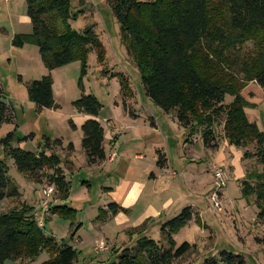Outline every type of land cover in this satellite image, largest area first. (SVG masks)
<instances>
[{
	"label": "trees",
	"instance_id": "1",
	"mask_svg": "<svg viewBox=\"0 0 264 264\" xmlns=\"http://www.w3.org/2000/svg\"><path fill=\"white\" fill-rule=\"evenodd\" d=\"M72 1L84 0H25L31 32L17 34L12 44L21 47L25 41L39 51L46 73L26 83L27 98L37 111L56 108L52 92L51 72L78 61L79 98L72 102L77 112L89 118L80 125V145L88 165H98L106 158L103 127L97 119L102 105L92 94L84 93L82 75L86 56L95 50L100 62L104 47L94 30L86 25L81 31L70 27L81 10H71ZM119 24L120 40L137 68L145 95L164 112H173L185 130L186 142L199 135L205 149H218L221 135L228 145L242 149V159H256L264 168V132L250 121L245 108L250 105L241 95L248 82L264 86V0H106ZM250 46V47H249ZM20 80V77H18ZM120 93L126 96L129 85L118 77ZM2 91L0 89V96ZM232 97L225 102V97ZM11 105L0 99V126L10 120ZM72 128H75L71 123ZM14 130L0 139L2 153L10 157L18 172L41 180L40 172L49 171L60 199L68 194V182L54 151L62 148V139L43 136L44 148L31 152L14 148ZM32 138V133L18 141ZM254 151H248L249 146ZM67 148L71 151L73 144ZM165 157L157 151V165L163 167ZM44 174V173H43ZM240 181L241 194L247 200L254 196L257 218H264V170L245 174ZM19 195L7 176V166L0 158V201ZM34 208L25 203L0 213V264L6 260L30 262L43 252L48 258L40 264H76L77 250L45 232L34 216ZM65 205L49 207L50 214L72 215ZM115 202L100 209L103 219L126 212ZM194 219L200 218L190 206L160 225L161 239L154 241L140 236L129 247L115 253L111 264H177L192 246L177 245L174 235ZM146 222L135 227L138 235ZM202 225V224H201ZM258 240V239H257ZM201 264H246L240 254L221 251L204 259Z\"/></svg>",
	"mask_w": 264,
	"mask_h": 264
},
{
	"label": "rangeland",
	"instance_id": "2",
	"mask_svg": "<svg viewBox=\"0 0 264 264\" xmlns=\"http://www.w3.org/2000/svg\"><path fill=\"white\" fill-rule=\"evenodd\" d=\"M5 1L0 0V6L3 5L0 10L1 26L9 34L13 31L20 35L29 34L31 25L26 15L25 0ZM71 5L72 12L81 10V14L69 21L70 27L79 32L86 25H94L104 47L102 62L95 50L88 53L81 81L84 93L92 94L102 105L97 119L104 130L106 158L101 165H88L80 145L79 126L87 117L72 105V101L81 95L77 85L80 63L74 61L66 68L62 66L54 70L57 107L37 111L28 100L26 87L18 77L20 74H31L34 78L41 76L40 71L35 69L36 65H41L38 48L28 41L24 42L22 49L11 46L10 51L0 54V99L11 105L10 120L0 126V139L14 130L15 138L11 145L31 152L45 149L43 136L51 140L63 139L64 147L62 144V148L55 147L54 151L62 160L68 194L65 199H60L54 190L48 200L50 207L65 205L73 211L66 218L50 213L44 216L38 204L49 186L47 174L50 172H40L39 182L29 178L17 171L13 160L3 155L0 146V158L7 166L8 179L19 192L14 198L0 201V213L23 203L30 205L46 233L77 250L76 264H111L115 253L133 245L138 237L145 236L154 241L161 239V224L158 223L146 222L147 228L145 226L141 235L135 233V222L142 208L141 201H147L144 198L148 195L147 191L143 199L129 209L128 218L103 219V213L99 215L100 209H105L108 203L120 204L126 189L140 176L142 159H136L137 153L148 165L155 151H164L170 164L156 182V188L159 194H165L172 200L168 212L178 209L177 214L187 204H193L200 221L207 226L204 228L202 223H197L203 227L201 231L186 229L187 235H192L195 241L189 243L191 250L177 264H201L204 259L217 256L221 251L240 254L246 264H264V218H257L254 196L250 200L244 198L240 185V181L246 179L245 174L261 172L263 166L254 158L243 160L242 149L235 146L231 148V145L223 144L224 151L211 152L199 139L189 145L185 130L178 124L175 114L164 112L145 95L140 74L120 40L119 24L106 0H84L82 5L72 1ZM17 53L23 56L18 57ZM119 76L126 78L129 85L125 97L120 93ZM241 95L250 103L245 108L248 119L264 132V86L248 82ZM231 100V96L225 97V102ZM71 123L77 128H72ZM30 133L31 139L17 140ZM218 133L223 140L221 126H218ZM68 141L73 144L71 151L66 145ZM221 151L224 158L220 163H211L213 157L221 155ZM248 151H254V147L249 146ZM214 165L220 166L226 177L217 194V206L212 200V194L216 193L211 173ZM172 171L176 174L173 175ZM155 172L158 170L155 169ZM47 258V253L43 252L27 263L6 260L3 264H40Z\"/></svg>",
	"mask_w": 264,
	"mask_h": 264
},
{
	"label": "crops",
	"instance_id": "3",
	"mask_svg": "<svg viewBox=\"0 0 264 264\" xmlns=\"http://www.w3.org/2000/svg\"><path fill=\"white\" fill-rule=\"evenodd\" d=\"M2 2H6L5 0H2ZM5 5V4H4ZM3 6V5H2ZM2 6H0V10L2 9ZM1 13V11H0ZM6 13L7 16H9L10 10L9 7H6ZM28 18V17H27ZM29 19V18H28ZM30 23V20H29ZM2 22H0V54L5 53L6 51H10L11 46L13 47L14 45L12 44V40L14 38L15 35H17L18 33L13 31L12 34H9L8 30L4 27L1 26ZM31 25V24H30ZM16 47V46H15ZM22 49L23 47H17ZM18 57L23 56V54L20 55V53H17ZM40 64L41 65H36L35 69L40 71V75L43 76L47 71L42 63V61L40 60ZM67 66H69V64L65 65L64 67L66 68ZM55 70V69H54ZM54 70L51 72L52 74V79H53V84H52V92H54V84H55V76L53 75ZM21 75V74H20ZM19 82L23 83L24 85H26L27 82L34 80V79H38L37 77L34 78L35 76H31V74H23L21 75ZM23 76H26L27 79H25ZM40 76V77H41ZM39 77V78H40ZM54 96V102L55 101V92L53 93ZM74 101V100H73ZM72 101V102H73ZM57 103V102H56ZM57 105V104H56ZM83 114V113H81ZM87 118H89V116L85 115ZM82 124V123H81ZM80 124V125H81ZM75 128L76 125H74ZM80 127V126H79ZM81 137H82V133H81ZM200 140L199 135H194L192 138V143H195V140ZM70 141L67 142V144ZM64 143L65 141H63L62 139V144L64 147ZM72 143V142H71ZM192 143H189L192 144ZM66 144V145H67ZM104 144V143H103ZM227 146V142L226 140H222L218 149L216 150H212L211 152H218L219 149H222L224 151V146ZM104 146V145H103ZM230 146V145H228ZM232 148V146H230ZM105 150V149H104ZM157 151H155V153H153L152 155V161H150L148 163V165H146L145 162H143V158L141 156V154L137 153L135 155L136 159H142L141 161V174L140 176H137L129 185V187L126 189L125 194L123 196L122 202H120V205L122 208L126 209L127 211L124 212H119L118 214H116L113 218H121L122 216H124L125 218H128V216H126L127 212H129V209L133 206H135L136 204H138L142 199H143V195L144 193L147 191L148 195L145 196L144 198H147V201H141L142 203V208L139 211V216L135 222V224L138 226L140 224H142L144 221L148 220V224H153V223H158L161 224L163 222H165L166 220H168L169 217L176 215V210L174 212L169 213L168 212V207L172 204H170V202H172V200L170 198H166L165 194H159L160 192L157 191L156 188V182L158 181L159 178H161L162 172L169 166V159L166 157V154L164 153V151H161V153L164 155L165 157V164L163 167H160L157 165ZM106 153V151H105ZM187 153V151H185V154ZM215 156V155H214ZM224 156L222 155V151H221V155L220 156H215L213 157V160L211 163L214 162H219L220 160L223 159ZM102 162L98 165H101ZM155 169L158 170V172H155ZM172 173H174L173 175L176 174L175 171H172ZM165 187V186H164ZM170 204V205H169ZM186 206H190L194 213H196L197 211L195 210L196 207L193 204H187ZM167 211V212H166ZM200 218V217H199ZM202 223V226L205 228L207 227L205 223ZM189 226V227H188ZM202 226H199L194 219H192L187 226H185V228H183L180 233L178 232L177 234L174 235V240L177 242V244H181L182 242H187V243H194V238L192 235H187V231L186 229H192L194 231H201V229L203 228ZM202 227V228H201ZM147 228V226H146ZM187 236V237H186ZM178 241H180L178 243Z\"/></svg>",
	"mask_w": 264,
	"mask_h": 264
},
{
	"label": "built area",
	"instance_id": "4",
	"mask_svg": "<svg viewBox=\"0 0 264 264\" xmlns=\"http://www.w3.org/2000/svg\"><path fill=\"white\" fill-rule=\"evenodd\" d=\"M211 173H212L213 178L215 179V183H216V189H215L216 193L212 194V200L214 201L215 206H217V203H216V199L218 196L217 194L220 191V189L222 188L226 177H225V173L222 170V168L220 166H217V165H214L212 167ZM54 190H55V188L53 185L47 186V188L45 190L44 198L38 204V206H39L38 208L41 207V209H43V214L46 217L49 214V207H50V203H49L48 199L51 197V194H53ZM34 215H37L36 212H34ZM36 217L37 216H35V218ZM38 224L40 226H42L41 223H38Z\"/></svg>",
	"mask_w": 264,
	"mask_h": 264
}]
</instances>
